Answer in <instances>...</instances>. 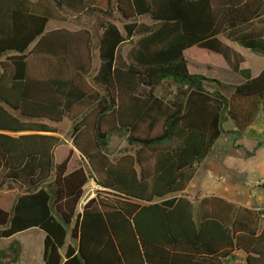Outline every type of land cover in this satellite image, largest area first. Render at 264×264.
<instances>
[{
	"label": "trees",
	"instance_id": "16d2710c",
	"mask_svg": "<svg viewBox=\"0 0 264 264\" xmlns=\"http://www.w3.org/2000/svg\"><path fill=\"white\" fill-rule=\"evenodd\" d=\"M63 9L104 17L95 70L89 29L48 25L66 21ZM221 37L264 54V0H0V191L22 188L0 207V238L40 229L44 264H264L259 211L212 197L196 206L186 193L207 156L244 136L257 140L246 156L264 142L251 129L264 123V68L252 77ZM187 52L221 57L244 81L190 72ZM163 82L172 97L157 94ZM64 120L73 147L56 162L63 141L50 124ZM119 131L136 149L113 160L105 147ZM75 151L86 166L70 165ZM90 181L98 188L78 211ZM207 203L223 214L205 216ZM19 255L13 241L0 264Z\"/></svg>",
	"mask_w": 264,
	"mask_h": 264
},
{
	"label": "crops",
	"instance_id": "0c3cea01",
	"mask_svg": "<svg viewBox=\"0 0 264 264\" xmlns=\"http://www.w3.org/2000/svg\"><path fill=\"white\" fill-rule=\"evenodd\" d=\"M223 41L232 46L244 56L245 60L241 64V68H248L244 66L247 61L251 62L253 59L258 62L262 58L252 55V53H248L249 57L247 58L243 54V51L246 52V50L249 49L242 46L237 47L234 42H231L227 39H224ZM261 55L264 56V54ZM262 68H264V66ZM262 68H260L257 73L250 72L251 76H256L262 70ZM228 74L229 77L224 78V82L222 81L223 84L236 85L244 81L241 76L232 72L230 69L228 70ZM50 125L56 126L58 128V124L52 123ZM251 129L262 132L264 130V123L253 125ZM57 135L60 136L59 129ZM239 142L241 147L239 149H233L232 152L227 153L225 156L220 157L218 154H212L211 156H207L205 159H203L198 165V168L200 165H204L205 172L201 176L197 177L196 171L194 178L186 189V193L196 206H198L202 199L212 197L215 198L212 203L219 207L226 206V202L235 205V207L242 206L253 208L260 213L259 230H262L264 228V142L258 146L250 156H246L245 152L252 151L257 143V140L255 138H250L249 136H244ZM97 188L98 187L96 186V189ZM249 190L252 191L250 194ZM94 194L95 193H93L92 196H94ZM92 196H83V199L80 202L81 206L79 204V211H81L83 203ZM203 212L205 216H209L210 214H223L219 209H212L210 207V203L205 205ZM35 229L41 231L38 228ZM26 230L22 232H25ZM41 232L43 233V231ZM17 237H20L18 233L8 238H0V240L4 242L0 249H6V247L11 242L17 241L20 246V255L17 264H35L36 256H33L31 253H29L27 247V241L29 238H22L23 240H21V242L17 239ZM235 254L238 257V262H241L245 257V254L241 251H237ZM40 257L42 262L41 264H44L43 250Z\"/></svg>",
	"mask_w": 264,
	"mask_h": 264
},
{
	"label": "rangeland",
	"instance_id": "374dc122",
	"mask_svg": "<svg viewBox=\"0 0 264 264\" xmlns=\"http://www.w3.org/2000/svg\"><path fill=\"white\" fill-rule=\"evenodd\" d=\"M62 13L66 16L65 22H58V21H50L48 25H52L53 28H61L66 27L68 29H80V28H86L89 29L93 35V42H94V62H93V69L95 70L98 66L99 60H98V52L96 49V43L99 35V31L96 29V20L98 17L104 18L100 13L97 11H90L85 14L75 15L69 12L66 9H63ZM113 22L121 29L123 30V24L126 22L123 20L121 15L115 11L112 16ZM138 23H146V24H152L151 19L149 16H142L137 18ZM138 36H133L131 38V41L124 42L119 47V54H121L123 57L126 56L128 50L133 46L134 42L136 41ZM222 40L226 39L224 37H221ZM237 47L238 44L235 43ZM188 53V54H187ZM186 53V59L188 60V68L189 71L192 73H201L205 75L206 77L216 78L219 81L224 82V78H228V67L224 63L221 57L209 54L207 52H187ZM252 53V55H256L259 57H262L260 61L256 62L255 60L247 61L246 64H244L245 67H248L250 72L257 73L260 68L264 66V56L258 53L251 52L249 50H246V52L243 51V54L248 58L249 54ZM93 74V73H92ZM91 74V75H92ZM212 87L216 85L211 84ZM158 95L165 96L167 98L172 97V94L174 92V86L170 83L163 82L156 90ZM59 134L62 138V144L60 145V148H56L54 150V157L55 161L59 162L62 158L63 150L65 151V154L68 152V147L72 148V141H71V123L67 120H64L62 123L58 124ZM64 147V148H63ZM67 147V149H66ZM136 149L135 145H130L127 142L126 133L124 131L115 132L110 136V139L108 141L107 146L105 147V152L107 155L115 160L121 155L125 153H133ZM85 165L87 162L85 160H81L78 156V153L75 151L72 154L70 165L76 166V165ZM205 172V166L200 165L197 170V177L201 176ZM9 185V186H8ZM22 191V188L16 185H10L5 184L3 188L0 191V207L3 209L8 210L16 198V196ZM96 191V185L90 181L89 184L85 188L84 196L89 197L92 196L93 193ZM252 192L249 190V194ZM85 201V199H84ZM83 201V202H84ZM81 206V203H80ZM79 211V206H78ZM20 237H17L18 240H23L22 238L28 237L29 240L27 241V247L29 250V253H31L33 256H36L35 264H41L40 256L43 250V233L35 228L26 230L25 232L18 233ZM22 242V241H21ZM3 241L0 240V247L3 245Z\"/></svg>",
	"mask_w": 264,
	"mask_h": 264
},
{
	"label": "built area",
	"instance_id": "2783aa9c",
	"mask_svg": "<svg viewBox=\"0 0 264 264\" xmlns=\"http://www.w3.org/2000/svg\"><path fill=\"white\" fill-rule=\"evenodd\" d=\"M258 184H261V183H258ZM84 203H85V202H84ZM84 203H83V204H84Z\"/></svg>",
	"mask_w": 264,
	"mask_h": 264
},
{
	"label": "water",
	"instance_id": "95a60500",
	"mask_svg": "<svg viewBox=\"0 0 264 264\" xmlns=\"http://www.w3.org/2000/svg\"><path fill=\"white\" fill-rule=\"evenodd\" d=\"M94 183V182H93ZM88 200V199H87Z\"/></svg>",
	"mask_w": 264,
	"mask_h": 264
}]
</instances>
